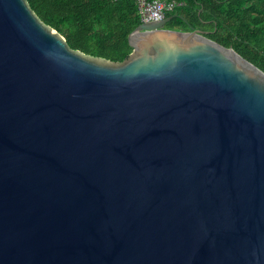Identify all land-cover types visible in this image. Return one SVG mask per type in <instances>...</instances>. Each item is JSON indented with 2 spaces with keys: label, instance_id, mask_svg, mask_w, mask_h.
I'll return each mask as SVG.
<instances>
[{
  "label": "water",
  "instance_id": "obj_1",
  "mask_svg": "<svg viewBox=\"0 0 264 264\" xmlns=\"http://www.w3.org/2000/svg\"><path fill=\"white\" fill-rule=\"evenodd\" d=\"M169 20L116 63L0 0V264H264V71Z\"/></svg>",
  "mask_w": 264,
  "mask_h": 264
},
{
  "label": "trees",
  "instance_id": "obj_2",
  "mask_svg": "<svg viewBox=\"0 0 264 264\" xmlns=\"http://www.w3.org/2000/svg\"><path fill=\"white\" fill-rule=\"evenodd\" d=\"M74 51L121 63L132 52L130 35L141 24L134 0H26ZM165 28L206 32V37L264 71V0H167ZM182 16L185 20L181 19Z\"/></svg>",
  "mask_w": 264,
  "mask_h": 264
},
{
  "label": "built area",
  "instance_id": "obj_3",
  "mask_svg": "<svg viewBox=\"0 0 264 264\" xmlns=\"http://www.w3.org/2000/svg\"><path fill=\"white\" fill-rule=\"evenodd\" d=\"M141 18V23L160 22L168 12L173 11L177 3L167 0H134Z\"/></svg>",
  "mask_w": 264,
  "mask_h": 264
}]
</instances>
